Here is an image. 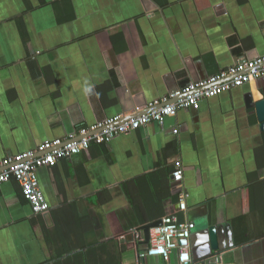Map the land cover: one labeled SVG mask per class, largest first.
Wrapping results in <instances>:
<instances>
[{
  "label": "crops",
  "instance_id": "crops-1",
  "mask_svg": "<svg viewBox=\"0 0 264 264\" xmlns=\"http://www.w3.org/2000/svg\"><path fill=\"white\" fill-rule=\"evenodd\" d=\"M262 55L264 0H0V160ZM262 111L264 77L40 168L44 215L1 184L0 264H165L140 233L178 211L179 161L192 264H264Z\"/></svg>",
  "mask_w": 264,
  "mask_h": 264
},
{
  "label": "built area",
  "instance_id": "built-area-1",
  "mask_svg": "<svg viewBox=\"0 0 264 264\" xmlns=\"http://www.w3.org/2000/svg\"><path fill=\"white\" fill-rule=\"evenodd\" d=\"M262 77H264V55L252 60H239L206 80L190 82L170 96L150 102L147 106L148 112L139 116L123 122L122 116L105 119L80 129L77 134L45 141L35 150L0 160V185L15 180L33 214L44 215L49 212L50 206L41 188L38 176L40 168L54 167L60 160L81 154L92 144L109 143L115 137L129 134L150 123H162L166 118L175 116L179 110L198 108L203 100L243 87L252 80ZM175 133L177 134L178 130ZM172 179L178 189L179 210L164 217L161 226L150 229L148 247L139 255V259L160 257L165 264H171V256L177 252V264H192L190 239L196 224L190 220L178 223L177 218L178 212H187L189 199L182 162L176 163ZM183 240L187 243L182 244ZM202 264L228 263L222 253H214L203 260Z\"/></svg>",
  "mask_w": 264,
  "mask_h": 264
},
{
  "label": "water",
  "instance_id": "water-1",
  "mask_svg": "<svg viewBox=\"0 0 264 264\" xmlns=\"http://www.w3.org/2000/svg\"><path fill=\"white\" fill-rule=\"evenodd\" d=\"M261 107V105H260ZM259 120L262 123V128L264 129V111L259 113ZM178 210H179V205H178ZM177 218H178V223H184L186 221V216H185V212H178L177 214ZM162 225V221L157 222V223H153V224H149L144 226L141 229V235H140V239H142V235L144 237V244L148 245L149 244V240H150V229L151 228H155L158 226ZM210 237H211V242H212V249L213 250H218L219 249V245H218V236H217V230L216 227H211L210 228ZM182 244H186L187 241L183 240L181 241Z\"/></svg>",
  "mask_w": 264,
  "mask_h": 264
},
{
  "label": "trees",
  "instance_id": "trees-1",
  "mask_svg": "<svg viewBox=\"0 0 264 264\" xmlns=\"http://www.w3.org/2000/svg\"><path fill=\"white\" fill-rule=\"evenodd\" d=\"M173 171H174V170H173ZM173 171H172V172H173ZM163 218H164V217H163ZM163 218H162V219H163Z\"/></svg>",
  "mask_w": 264,
  "mask_h": 264
}]
</instances>
